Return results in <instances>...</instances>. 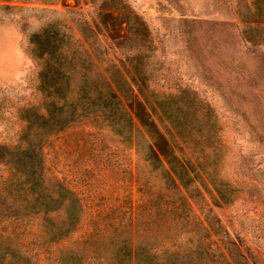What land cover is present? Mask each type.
I'll return each mask as SVG.
<instances>
[{"label": "rangeland", "instance_id": "obj_1", "mask_svg": "<svg viewBox=\"0 0 264 264\" xmlns=\"http://www.w3.org/2000/svg\"><path fill=\"white\" fill-rule=\"evenodd\" d=\"M121 1L125 8L116 11L136 14L148 29L151 47L144 94L166 103L173 97L178 100L173 107L192 98L203 130L213 131L208 142L196 138V145L172 137L182 149L176 153L182 152L199 169L193 181L199 192L193 196L195 202H179L178 189L137 156L131 138L114 135L103 122L96 125L80 119L50 137L42 149L46 182L57 177L76 193L82 206L77 229L49 248L65 250L76 245L78 235L103 231L107 215L118 221L119 237H135L157 255L208 243L210 255L215 256L222 235L248 264H264V22L241 20L249 0ZM95 6L89 0H0V143L17 142L23 124L16 108L42 98L36 87L42 59L30 52L33 33L56 24L59 32L69 35L73 23L87 24L94 31V46L105 51L101 59L120 68L121 54L111 37L124 34L122 20L118 17L112 27L102 24L96 12L106 8ZM108 16L116 15L112 11ZM245 33L254 35L256 42L246 41ZM71 45L83 56L78 43ZM157 117L156 109L152 118L169 139L167 123ZM4 175L6 167L0 164V177ZM138 183L150 188L148 192L162 191L169 202L137 192ZM221 195L225 202L219 200ZM146 197L149 203L143 200ZM140 201L145 206L138 216L156 206L168 210L162 226L151 230L140 226L133 236L130 214ZM201 203L209 207L207 216L220 225L217 233L205 224L197 207ZM107 231L111 233V224ZM106 237L92 238L80 252L109 254Z\"/></svg>", "mask_w": 264, "mask_h": 264}, {"label": "trees", "instance_id": "obj_2", "mask_svg": "<svg viewBox=\"0 0 264 264\" xmlns=\"http://www.w3.org/2000/svg\"><path fill=\"white\" fill-rule=\"evenodd\" d=\"M89 2L96 8H106L96 12L102 24L107 22L112 27L119 18L122 20L124 34L111 37L121 54L120 68L112 60L101 59L105 51L100 52L94 46V31L87 24L73 23V32L69 35L59 32L56 24H49L29 38L30 52L42 59L36 81L42 98L37 103L16 108L23 124L17 142L13 145L0 143V164L6 167V175L0 177V264H90L92 261L107 264H248L246 256L233 242L224 241L222 235L217 246L219 254L215 256L210 255L208 243L157 255L142 242L134 241L135 237H119L115 231L118 221L112 219L114 217L107 219V215L103 218V231L78 235L74 241L76 245L65 250L53 252L49 248L50 243L72 235L82 214L80 200L74 191L57 177L52 183L46 182L42 149L48 146L50 137L75 121L89 120L96 125L103 122L114 135L123 140L131 138L137 156L151 165L156 175L163 174L162 177L170 179L178 189L179 202H187V199L195 202L193 196L199 191L193 181L199 169L192 166L182 152L176 153V149L177 152L182 149L172 137L196 145L199 143L196 138L208 142L213 133L203 130L192 98L185 100V105L173 107V103L178 102L173 97L166 103L157 98L148 99L144 94L149 73L146 57L151 42L147 26L139 16L116 11L125 8L121 0ZM112 11L116 16H108ZM242 19L245 23L264 22V0H249ZM245 40L256 42L254 35L246 33ZM71 42L78 43L83 56L78 55ZM156 109L160 116L158 122L162 123V118L167 123L168 130H164L170 132L171 140L152 118ZM148 190L150 188L143 183H138L137 192L147 193ZM148 194L153 201L163 198L162 191ZM166 198L164 202L168 203ZM218 198L222 202L227 200L222 195ZM143 200L150 202L148 197ZM144 201H140L136 211L130 214L133 236L140 226H150V230L162 226V215L168 210L165 205L156 206L150 208L151 213L138 216L144 209ZM170 202L174 204V200ZM201 204L197 207L205 224L217 233L220 225L207 216L209 207ZM110 224L111 233H105ZM103 235H107L109 254L82 255L84 244L92 238L98 241Z\"/></svg>", "mask_w": 264, "mask_h": 264}]
</instances>
